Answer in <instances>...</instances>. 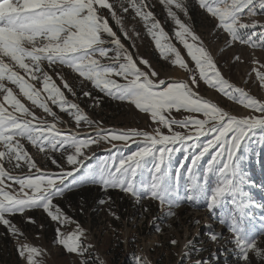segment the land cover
<instances>
[{
    "label": "snow or ice",
    "instance_id": "1",
    "mask_svg": "<svg viewBox=\"0 0 264 264\" xmlns=\"http://www.w3.org/2000/svg\"><path fill=\"white\" fill-rule=\"evenodd\" d=\"M161 3L178 26L175 39L194 62L189 80L166 82L161 79L148 59L134 58L110 26L109 19L114 18L123 28L124 15L131 8L147 25L155 47L164 58L171 56L173 64L188 68L181 51L171 43L145 0H123L118 5L109 0H0V142L4 146L0 151V224L16 235L19 229L10 217L25 214L29 209H43L52 221L61 225L68 223L67 215L54 200L77 183L120 188L137 201L150 196L161 205L166 203L168 215H174L171 209L180 203L179 186L186 173L190 193L186 199L204 198L209 209L227 203L233 206L221 222L227 223L235 234L237 264H254V261L264 264V239L246 231L243 226L251 199L245 191L248 180L241 167L250 151L248 141L258 128L264 129V101L224 78L200 37L173 11L174 6L186 14V0H161ZM197 3L217 19V30L226 33L232 42L264 47V24L247 23L243 19L245 10L249 17H255L258 11L264 12V0H197ZM117 8L120 15H117ZM105 10L108 17L103 14ZM124 35L129 34L125 31ZM109 44L113 47H108ZM110 52L114 54L109 55ZM104 58L107 62L102 63ZM45 61L48 65H67L100 92L119 101H128L142 113L150 114L153 131L98 127L94 137L79 138V133H65L55 124L38 119L6 82L17 86L32 105L52 117H56V113L49 107V101L74 117L78 126L81 121L89 125L94 123L78 104L65 97L61 87L44 70ZM256 77L264 85V71L256 70ZM30 81L42 82V88ZM201 81L252 112L241 116L230 114L205 99L197 91ZM63 87L72 91L67 81ZM83 94L91 95L88 91ZM94 100L97 106L101 102L99 98ZM173 110L181 118L173 115ZM199 114L203 118H199ZM162 129H167V134ZM16 137L26 138L41 153L46 148L50 152H59L65 163L52 158L51 163L58 171L41 170ZM101 141L111 144L116 152L98 168L81 172L85 161L91 159L82 149L99 145ZM133 143L139 145L136 151L130 154L121 151ZM178 153H184L183 159L173 171L172 161ZM205 157L210 158L201 175V162ZM5 160L15 161V167L24 161L29 170L25 175L13 176L5 170ZM145 173L149 177L146 181L142 179ZM210 176H215L217 181L211 190L208 188ZM6 180L12 183H6ZM12 184L18 185V190ZM85 231L78 223L75 230L67 234L57 227L55 243L68 254L81 257V264H103L98 257L88 259L92 255V246L82 240ZM260 236H264V232ZM211 239L216 240L217 236L213 234ZM18 254L23 258V264H38L36 257L40 250L37 247L20 244ZM141 264L149 262L145 259Z\"/></svg>",
    "mask_w": 264,
    "mask_h": 264
},
{
    "label": "rangeland",
    "instance_id": "2",
    "mask_svg": "<svg viewBox=\"0 0 264 264\" xmlns=\"http://www.w3.org/2000/svg\"><path fill=\"white\" fill-rule=\"evenodd\" d=\"M109 2H115L118 5L123 0H109ZM145 3L149 5V10L154 13L155 18L160 21L164 31L168 33L171 43L181 51L188 63V68L173 64L171 56L164 58L155 47V41L149 34L147 25L140 17L135 16L131 8L129 13L124 15L123 28L115 23L114 18L109 19L110 26L117 32L121 42L134 58L148 59L161 79H165L166 82L189 80L190 69L195 65L191 57L187 55L184 46L175 39L174 32L178 26L168 16L167 8L161 0H145ZM186 5L188 9L186 14L174 6L173 11H176L181 21L189 25L200 37L204 46L214 57L224 78L264 101V85L256 77V70L264 71V47L232 42L226 33L217 30V19L200 8L197 0H186ZM125 6L128 5L125 4ZM103 14L106 17L109 16L107 10ZM117 15H120L118 8ZM243 19L247 23L264 24V12L258 11L255 17H249L245 10ZM125 31L128 32V36L124 35ZM256 31L259 32L260 29L257 28ZM108 47L113 46L109 44ZM113 54L114 52H110L109 55ZM101 62H107V58L102 59ZM43 67L64 91L65 97L78 104L82 112L94 123L89 125L81 121L78 126L74 117L49 101V107L56 113V117H52L44 113L43 109L32 105L31 101L19 92L17 86L6 82L38 119L55 124L65 133H79V138L94 137L98 127L153 131L154 122L150 120V114L142 113L128 101H119L100 92L91 82L80 77L79 73L69 69L67 65H48L45 61ZM21 74L24 73L21 71ZM61 77L64 79L62 80ZM65 81L71 87V92L63 87ZM30 82L42 88V82ZM120 82L123 81L120 80ZM85 91L90 92L91 95L84 96ZM197 91L199 95L223 107L230 114L241 116L252 112V109L245 108L235 100H230L204 81H201ZM94 98L101 100L98 106ZM0 99H2V93H0ZM9 110H11L10 106ZM173 115L181 118L175 110ZM199 118H203L202 114H199ZM175 130L183 131L179 128ZM162 131L167 134L168 130L162 129ZM15 139L20 140L24 150L43 171H58L51 163L52 158H55L58 163H65V158L61 157L59 152H50L46 148L45 152L41 153L26 138L16 137ZM248 145L250 149L248 158L242 162L241 167L247 176L248 183L245 184V191L250 195L251 204L246 210L247 215L243 219V226L246 231L256 233L260 239H264V236H260V233L264 232V206H262L264 205V171L260 165L261 156L264 154V129L258 128L256 134L248 141ZM138 147V144L133 143L126 149L121 148V151L130 154ZM3 150V143L0 142V151ZM82 152L91 157L85 161V168L81 169V172H85L98 168L104 160L116 152V149L112 148L108 142L101 141L99 145L93 144L82 149ZM183 155L184 153H178L173 158V171L183 159ZM209 158L205 157L201 162V175ZM14 165L15 161L11 163L4 161L5 170L11 172L13 176L25 175L29 170L24 161L20 162L19 167ZM256 166H258L257 169L253 170ZM68 170H71L70 166ZM32 171L34 172L35 169ZM142 179L145 181L149 179L147 173ZM216 182V177L210 176L208 188L210 190L214 188ZM6 183H12V181L6 180ZM12 187L18 190V185L12 184ZM91 187H100L102 191L89 194L87 198H78L77 201L67 199L69 192H77L80 189L85 191ZM25 191L28 190L25 189ZM179 192L180 203L171 209L174 215H168V205L166 203L161 205L157 199L150 196L137 201L130 193L120 188H105L99 183H77L63 196L54 200V203L59 204L67 215L68 223L61 225L52 221L43 209H29L25 214L18 213L10 217L12 223L19 229L16 235H13L7 226L0 224V264H23V258L18 254L20 244H29L40 250V254L36 257L38 264H81V257L77 254H68L62 246L55 243L58 239L57 227L62 233L67 234L75 230L77 223L86 230L82 240L92 246V255L88 259L93 260L98 257L103 264H141L145 259L149 264H198V262L199 264H237L239 258L234 243L235 234L230 231L227 223L221 222L233 206L227 203L223 207L209 209L208 201L204 198L195 201L186 199V196L190 194L187 190L186 173L180 181ZM29 217L31 220L28 219ZM213 234L217 236L216 240L211 239ZM6 237L9 243H5ZM172 241L176 243L173 244Z\"/></svg>",
    "mask_w": 264,
    "mask_h": 264
},
{
    "label": "trees",
    "instance_id": "3",
    "mask_svg": "<svg viewBox=\"0 0 264 264\" xmlns=\"http://www.w3.org/2000/svg\"><path fill=\"white\" fill-rule=\"evenodd\" d=\"M260 165L262 166L263 171H264V154L261 156V163H260ZM257 167H258V166H256L253 170L257 169ZM100 191H102L100 187H96V188L91 187V188H88V189L85 190V191H84L83 189H80V190L77 191V192H74V191L69 192V193L67 194V199L70 200V201H77L78 198H87L89 194H91V195H92V194H97V193H99ZM64 202H67V201H64ZM8 241H9V240H8V238L6 237V238H5V243H9ZM0 243H1V242H0ZM0 247H1V246H0Z\"/></svg>",
    "mask_w": 264,
    "mask_h": 264
}]
</instances>
